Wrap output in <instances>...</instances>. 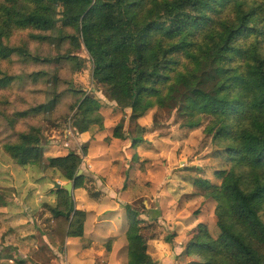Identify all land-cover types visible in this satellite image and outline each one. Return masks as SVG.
<instances>
[{
    "label": "trees",
    "instance_id": "trees-1",
    "mask_svg": "<svg viewBox=\"0 0 264 264\" xmlns=\"http://www.w3.org/2000/svg\"><path fill=\"white\" fill-rule=\"evenodd\" d=\"M67 27L74 33L60 37L76 48L84 45L94 82L118 105L131 108L133 118L156 106L180 105L182 124L194 128L206 121L204 132L229 159V168L217 170L220 184L195 181L216 201L220 231L214 238L202 226L187 254L208 261L195 264H264V0H0V59L14 50L3 39L15 29ZM10 81L0 66V89ZM77 103L83 134L100 122L94 113L101 105L86 93ZM40 134L31 126L4 143V150L20 165L40 164L45 151ZM114 135L123 137L119 129ZM81 163L74 151L48 158V166L75 187ZM56 193L60 204L51 208V237L64 248L68 237L83 236L84 212L66 189ZM124 207L128 264H155L141 214L130 204ZM173 239L174 234L165 237L169 243Z\"/></svg>",
    "mask_w": 264,
    "mask_h": 264
},
{
    "label": "rangeland",
    "instance_id": "rangeland-1",
    "mask_svg": "<svg viewBox=\"0 0 264 264\" xmlns=\"http://www.w3.org/2000/svg\"><path fill=\"white\" fill-rule=\"evenodd\" d=\"M66 32L74 30L15 29L3 39L14 50L0 59L2 70L11 77L0 89V264H78L80 246L93 247L87 264H128L126 204L141 214V231L155 264L208 261L202 254H187L203 225L214 238L220 233L217 203L195 181L220 184L217 170L229 168L230 161L204 132L206 121L185 127L181 107L175 104L156 106L133 118L131 108L118 105L94 82L90 55L84 45L76 48L60 37ZM84 93L100 102L94 113L100 122L81 134L77 126L83 117L77 102ZM39 105L45 107L15 116ZM31 126L40 128L43 161L20 165L3 144L16 141ZM116 129L123 137H115ZM71 151L82 157L77 187L48 166L50 156ZM55 181L62 185L59 189L73 182L70 194L75 207L84 212L83 238L68 237L64 248L51 237V208L60 204ZM106 219L100 233L91 236L95 221ZM112 225L116 229L108 232ZM169 234H174L172 243L165 240ZM111 250L116 256L109 263L105 256Z\"/></svg>",
    "mask_w": 264,
    "mask_h": 264
},
{
    "label": "crops",
    "instance_id": "crops-1",
    "mask_svg": "<svg viewBox=\"0 0 264 264\" xmlns=\"http://www.w3.org/2000/svg\"><path fill=\"white\" fill-rule=\"evenodd\" d=\"M92 199V198H91ZM90 199V200H91ZM118 206H119V204H117ZM88 222V221H87ZM103 222H107V219L106 220H102V221H95V223H94V227L95 228H93V231H92V233H90L91 234V236L93 235V232L95 231L96 232V234H98V233H100V231H101V223H103ZM114 229H116V225H112L111 226V228H108L107 229V231L108 232H113L112 230H114ZM88 234H87V230H85V237L87 236ZM96 236V235H95ZM77 238H79V239H82L83 237H77ZM68 240V239H67ZM81 248H79V250L81 249V251H80V254H79V257H78V259H77V263L78 264H87V260H86V256H88L90 253H92V250H93V247H89V246H80ZM115 250L114 251H109V253H107V255L105 256V259L107 260V261H109V263H110V259H112V258H114V256H116L115 254ZM98 254V253H97ZM102 252L100 251L99 252V255L98 256H101L102 257ZM100 258V257H99ZM96 259V258H95ZM111 264V263H110Z\"/></svg>",
    "mask_w": 264,
    "mask_h": 264
},
{
    "label": "water",
    "instance_id": "water-1",
    "mask_svg": "<svg viewBox=\"0 0 264 264\" xmlns=\"http://www.w3.org/2000/svg\"><path fill=\"white\" fill-rule=\"evenodd\" d=\"M80 175H81V169H79V171L77 172V176H80ZM54 185L58 189L62 187V185L56 181L54 182ZM63 188H65L69 193H71L72 188H73V182H68L67 184L63 186Z\"/></svg>",
    "mask_w": 264,
    "mask_h": 264
}]
</instances>
